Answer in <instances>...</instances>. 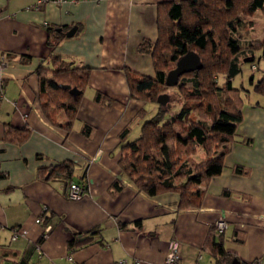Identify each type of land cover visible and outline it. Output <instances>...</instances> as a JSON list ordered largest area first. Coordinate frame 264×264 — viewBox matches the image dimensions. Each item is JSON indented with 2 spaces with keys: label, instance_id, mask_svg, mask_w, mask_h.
<instances>
[{
  "label": "crops",
  "instance_id": "1",
  "mask_svg": "<svg viewBox=\"0 0 264 264\" xmlns=\"http://www.w3.org/2000/svg\"><path fill=\"white\" fill-rule=\"evenodd\" d=\"M174 1L0 0V242L18 264H166L174 247V264H264V95L254 90L263 74H251L222 172L199 184L196 203L180 206L174 190L151 196L123 173L124 142L162 105L133 97L127 72L154 75V58L139 47L157 40L161 5ZM54 54L90 67L71 129L61 126L67 113L58 125L41 105L37 68ZM23 127L24 139L8 134ZM66 161L71 175L60 170ZM71 181L86 185L85 196L69 197ZM220 217L229 224L223 237L215 233ZM78 232L91 238L73 249ZM221 239L230 255L214 251Z\"/></svg>",
  "mask_w": 264,
  "mask_h": 264
},
{
  "label": "trees",
  "instance_id": "2",
  "mask_svg": "<svg viewBox=\"0 0 264 264\" xmlns=\"http://www.w3.org/2000/svg\"><path fill=\"white\" fill-rule=\"evenodd\" d=\"M258 10L264 13V0H180L161 5L159 37L156 41L146 38L139 47L154 58V75L133 70L127 72V78L135 98L155 103L162 93L174 98L171 106L159 104L153 117L143 123L139 134L124 142L128 153L120 160L123 173L151 196L174 190L180 194V206L188 207L202 195V190L197 188L199 184L208 183L222 172L224 157L242 121L245 102L242 90L233 85V78L247 61L257 64L258 52L264 54V39L243 43L239 34L245 24L253 22L251 17ZM192 49L201 56L203 67L183 73L178 84L167 85L168 72ZM48 62L37 68L42 109L46 117L58 125H61L59 113H67L68 120L61 126L71 129L90 80V67L73 65L55 54ZM217 73L224 74L221 80H215ZM67 83L83 90L82 93L75 96L61 86ZM254 86L256 92L264 95V73ZM170 89L175 94L167 92ZM106 99L100 92L95 95L97 103H104ZM175 99L180 101V107L172 111L177 103ZM168 110L172 111L169 117ZM130 128L123 129L122 140ZM83 130L89 135L93 128L86 124ZM12 131L17 139H24L29 133L26 127L10 128L8 134ZM200 150L206 157L198 161L193 155ZM60 167L65 175L74 172L70 162ZM81 184L86 189L82 181ZM215 233L222 237L224 234ZM90 238H81L79 232L75 233L69 240L70 247L74 249ZM221 240L213 241L214 251L219 256L230 255ZM8 246L0 242V264L20 263L8 256ZM37 247L41 250V244Z\"/></svg>",
  "mask_w": 264,
  "mask_h": 264
},
{
  "label": "rangeland",
  "instance_id": "3",
  "mask_svg": "<svg viewBox=\"0 0 264 264\" xmlns=\"http://www.w3.org/2000/svg\"><path fill=\"white\" fill-rule=\"evenodd\" d=\"M253 22L248 24H245L239 31V34L241 35V39H243V43H245L247 40H259V39H264V13L261 10H258L254 13L253 17ZM255 63H257V68L255 70L251 69V62L247 61L246 63L243 64V71L239 73L238 76H235L233 78V85H236L240 90H242V95L245 97V102L248 101V98H251V93L253 92V86L250 81V76L253 72L255 74H263L264 73V54L261 52H258L256 55ZM224 74L223 73H217L214 75L215 80H221L223 78ZM170 92L171 94L174 93V90L167 91ZM174 97H171V101ZM176 105H174L172 111L177 110L180 107V101L174 100ZM244 102V104H245ZM171 110L167 111V117H169L172 113ZM201 151V150H200ZM199 152V151H198ZM198 154V153H197ZM194 154L193 156H195ZM196 158V157H195ZM199 158V157H198ZM199 161V159H197Z\"/></svg>",
  "mask_w": 264,
  "mask_h": 264
},
{
  "label": "water",
  "instance_id": "4",
  "mask_svg": "<svg viewBox=\"0 0 264 264\" xmlns=\"http://www.w3.org/2000/svg\"><path fill=\"white\" fill-rule=\"evenodd\" d=\"M77 32V26H73L70 30L67 31L68 36H72ZM203 67V60L201 59V56L198 52L195 50H189L185 54H183L179 60H177L176 66L168 72L166 77V84L169 86H174L178 84L179 77L185 73L194 71L197 69H200ZM63 88H67L71 90L70 92L73 95H79L82 93L83 90L79 89L76 86H72L71 84H61ZM158 102L162 105L167 104L168 106H171L170 103V96L167 93H162L158 97ZM240 260L237 258H234V261H232V264H238Z\"/></svg>",
  "mask_w": 264,
  "mask_h": 264
},
{
  "label": "built area",
  "instance_id": "5",
  "mask_svg": "<svg viewBox=\"0 0 264 264\" xmlns=\"http://www.w3.org/2000/svg\"><path fill=\"white\" fill-rule=\"evenodd\" d=\"M58 1H63V0H58ZM252 68H255L256 65L255 64H252L251 66ZM86 189L84 188V186L79 183V182H75V181H71V184H70V187H69V197L72 198V199H79V198H82L83 196H85V193H86ZM37 222H41L42 221V217H39L36 219ZM216 227L217 229L221 232L223 231L227 225H229L227 223V221L220 217L217 221H216ZM24 229L21 228V229H17L14 231V234H13V237H17V235L19 233H24ZM44 235H46V233H44ZM40 250V248H39ZM41 251V250H40ZM71 257V256H70ZM180 255L178 254L177 252V249L174 247L172 249V251L168 254V258L166 260V264H174V263H177L180 261ZM259 262L258 261H255V262H252V264H258Z\"/></svg>",
  "mask_w": 264,
  "mask_h": 264
}]
</instances>
